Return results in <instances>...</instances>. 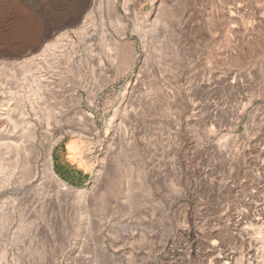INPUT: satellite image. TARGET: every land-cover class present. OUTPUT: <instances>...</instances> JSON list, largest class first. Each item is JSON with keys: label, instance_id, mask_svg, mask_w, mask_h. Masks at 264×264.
Returning a JSON list of instances; mask_svg holds the SVG:
<instances>
[{"label": "rangeland", "instance_id": "obj_1", "mask_svg": "<svg viewBox=\"0 0 264 264\" xmlns=\"http://www.w3.org/2000/svg\"><path fill=\"white\" fill-rule=\"evenodd\" d=\"M0 264H264V0H0Z\"/></svg>", "mask_w": 264, "mask_h": 264}, {"label": "bare ground", "instance_id": "obj_2", "mask_svg": "<svg viewBox=\"0 0 264 264\" xmlns=\"http://www.w3.org/2000/svg\"><path fill=\"white\" fill-rule=\"evenodd\" d=\"M124 9H125L126 16L130 19H133L135 21V25H136L135 28H138V26H137V13L132 8H130L128 6H125ZM155 10H156V12H158V10H159L158 7L155 6ZM111 15H112L111 16V19H112L111 24L119 25V24L125 23L123 18L119 15V13L117 12V9L114 6L111 8ZM104 33L108 34L106 27H104ZM114 40L115 39L113 38V41ZM115 42H116V40H115ZM126 45L127 46L125 48H123L122 51H125V49L127 47L131 51L134 50L133 44L128 43ZM125 52L127 53L128 51L126 50ZM75 63H76L75 67L77 69V72L79 73V76L82 78L81 80H84V79L86 80V72H85L84 67L81 64V58L80 57L77 58ZM123 63L127 67L130 65L128 57L123 56V61L121 62V64H123ZM160 73L163 74V72L161 70H160ZM152 74L156 75L155 71H152ZM139 77L140 76L136 77L135 83L139 81ZM163 79H164L163 81H165V78H163ZM81 80H79V82H82ZM32 85H33L34 93L36 96V98L34 100L42 98V95H41L42 91H44L45 89L50 87L49 84L42 83V80H40V79L32 81ZM180 89L181 88L178 85L175 86V88H174L173 98L176 99L177 102L179 100H181V90ZM74 98L77 99L78 101L82 100V96L80 94H78ZM124 111H125V113H124L125 118L131 119L132 121H136V122H138V117L141 118L140 116L142 115V114H140V111L138 109H136L132 106H128ZM26 115H27V113H26ZM81 118L83 120H85V122L90 126L92 131L97 130V125H96V122L93 119L92 115H90L86 112H81ZM28 122H29V124H28L27 128L29 130L33 131V141H31L30 150H29V154L27 157V161H26V165H27V168H29L30 173L33 175L39 174V171L41 169L40 168V160L43 157L42 163H43L44 172L47 174V176L50 180L54 181L55 184L59 185V187L61 188L60 189L61 193H63L64 195H71V194L80 193V190H78L72 186H69L67 183L63 182L58 177L56 172L54 171V158H53L52 153H53V149L55 148L57 143H59V141H61L63 138V134H61V131L52 129L51 123L47 120L43 123V131L41 133V138H39L37 132L35 131L36 130L35 124L32 123L31 120ZM112 126H113V122H110L108 125V128H112ZM121 129H122V134L127 136L129 139L132 137L134 138L136 136L135 130H137V128L134 127V125H132V124H128V127L122 126ZM142 129H143V127H142ZM141 133H143V137H144L145 131L142 130ZM129 139H127V140H129ZM37 140H38L39 144H37V142H36ZM135 143H136V141H135ZM71 148L72 149L75 148V145L73 144L71 146ZM140 148H141V150H143L142 146H140ZM111 166H112L111 169L113 170L112 172L114 174V176H113L114 180H113L112 186L117 187L116 186L117 185L116 180L120 177L119 173L122 171L120 169L121 165L119 167L118 163H112ZM119 181L120 180H118V183H119ZM107 191H104L100 194L101 199L108 196ZM104 201L105 200H103V205H104Z\"/></svg>", "mask_w": 264, "mask_h": 264}]
</instances>
